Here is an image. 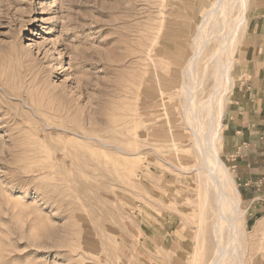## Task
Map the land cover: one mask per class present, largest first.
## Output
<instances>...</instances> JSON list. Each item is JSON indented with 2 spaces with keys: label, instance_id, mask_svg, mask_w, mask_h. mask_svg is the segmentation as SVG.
<instances>
[{
  "label": "rangeland",
  "instance_id": "rangeland-1",
  "mask_svg": "<svg viewBox=\"0 0 264 264\" xmlns=\"http://www.w3.org/2000/svg\"><path fill=\"white\" fill-rule=\"evenodd\" d=\"M214 1L0 0V264L214 262L216 191L179 137L186 100L172 84ZM249 5L225 134L249 66L264 65V0ZM221 154L239 189L224 141ZM241 199L240 260L225 264H264V193Z\"/></svg>",
  "mask_w": 264,
  "mask_h": 264
},
{
  "label": "bare ground",
  "instance_id": "bare-ground-1",
  "mask_svg": "<svg viewBox=\"0 0 264 264\" xmlns=\"http://www.w3.org/2000/svg\"><path fill=\"white\" fill-rule=\"evenodd\" d=\"M208 5H210L209 9L206 12L203 11L202 16H198L193 51L187 50L186 61L180 64L181 76L179 80L172 81V84L182 85L180 92L185 95L186 100L183 105V113L185 124L190 133L187 135L180 132L179 137L190 139L200 156L201 163L195 166V170L198 171L199 176L204 171L208 176L205 191H208L210 187L216 191L217 222L214 231L219 247L218 254L212 264H225L230 260H240L238 256L241 237L240 219L244 211L241 208L242 199L236 181L221 154L224 141L223 122L229 105L228 92L233 90L237 84L232 73L234 58L244 47H237L238 33L242 28L245 30L248 25L247 11L250 5L249 0H215ZM236 9L239 14L233 16ZM209 28L219 29L216 34L219 43L206 59L204 71L200 74L198 60L212 39L208 33ZM211 64L210 78L213 80V86L207 98L198 99L196 93L200 90L205 91L204 84ZM186 78L189 79V82ZM173 136L175 137V133ZM174 145L176 146L177 143ZM228 185L233 188L235 197L230 194ZM202 216L204 217V215ZM223 220L228 222V226H226L230 230L229 240L226 244L220 240L222 227H224L222 226Z\"/></svg>",
  "mask_w": 264,
  "mask_h": 264
},
{
  "label": "crops",
  "instance_id": "crops-1",
  "mask_svg": "<svg viewBox=\"0 0 264 264\" xmlns=\"http://www.w3.org/2000/svg\"><path fill=\"white\" fill-rule=\"evenodd\" d=\"M257 24L264 33L263 14ZM246 74L247 88L236 100L226 134L224 125V149L240 195L251 198L264 193V65L252 64Z\"/></svg>",
  "mask_w": 264,
  "mask_h": 264
}]
</instances>
